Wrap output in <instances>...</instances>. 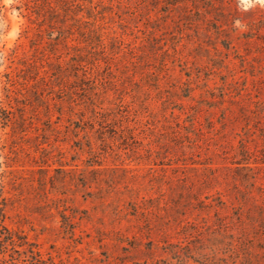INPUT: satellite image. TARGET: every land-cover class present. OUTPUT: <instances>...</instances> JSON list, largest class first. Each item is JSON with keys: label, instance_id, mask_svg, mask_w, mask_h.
Here are the masks:
<instances>
[{"label": "rangeland", "instance_id": "374dc122", "mask_svg": "<svg viewBox=\"0 0 264 264\" xmlns=\"http://www.w3.org/2000/svg\"><path fill=\"white\" fill-rule=\"evenodd\" d=\"M0 100V264H264V7L0 0Z\"/></svg>", "mask_w": 264, "mask_h": 264}, {"label": "trees", "instance_id": "16d2710c", "mask_svg": "<svg viewBox=\"0 0 264 264\" xmlns=\"http://www.w3.org/2000/svg\"><path fill=\"white\" fill-rule=\"evenodd\" d=\"M222 28V26H219L218 29ZM235 29V27H234ZM219 31V30H218ZM223 31V30H222ZM221 32V30H220ZM6 112V113H4ZM11 121V112L8 111L5 107L3 102L0 100V127L7 126V123ZM3 125V126H2ZM5 188L2 182H0V226H3V220L5 217ZM29 253L31 254V257L35 261V264H48L45 260H43L40 257L39 252H35L33 248L29 249Z\"/></svg>", "mask_w": 264, "mask_h": 264}, {"label": "clouds", "instance_id": "9594fccd", "mask_svg": "<svg viewBox=\"0 0 264 264\" xmlns=\"http://www.w3.org/2000/svg\"><path fill=\"white\" fill-rule=\"evenodd\" d=\"M257 4L261 7H264V0H241V5L245 10L250 7H254ZM236 23L237 25H239V21H237Z\"/></svg>", "mask_w": 264, "mask_h": 264}]
</instances>
